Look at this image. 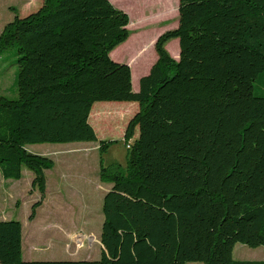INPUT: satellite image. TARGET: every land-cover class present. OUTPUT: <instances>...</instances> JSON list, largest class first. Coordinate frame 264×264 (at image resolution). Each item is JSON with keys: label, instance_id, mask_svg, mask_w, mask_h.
Segmentation results:
<instances>
[{"label": "trees", "instance_id": "trees-1", "mask_svg": "<svg viewBox=\"0 0 264 264\" xmlns=\"http://www.w3.org/2000/svg\"><path fill=\"white\" fill-rule=\"evenodd\" d=\"M178 27L155 42L157 60L133 90L110 53L130 34L110 0H43L0 33L19 55L18 98L0 96V174L33 172V220L47 192L40 143L97 142V102H137L124 139L126 172L100 162L103 246L98 260H24L23 224L0 220V264H264L234 260L238 243L264 247V0H179ZM179 41V58L166 49ZM137 134V136H136Z\"/></svg>", "mask_w": 264, "mask_h": 264}, {"label": "rangeland", "instance_id": "rangeland-1", "mask_svg": "<svg viewBox=\"0 0 264 264\" xmlns=\"http://www.w3.org/2000/svg\"><path fill=\"white\" fill-rule=\"evenodd\" d=\"M110 1L131 18L127 26L130 31L128 39L111 51L110 57L118 63L128 64L131 61L136 75L143 65L148 66L154 56L157 57V38L178 27L179 0ZM42 3L43 0H0V33L16 15L26 16ZM166 49L174 59L179 58L178 39L170 40ZM18 59L16 48L0 56V96L18 98ZM254 86L255 94L264 96V75ZM138 109L137 102L94 104L90 123L100 140L113 141L101 155L97 142L27 145L29 152L54 161V167L45 171L48 190L33 220L29 219L31 207L41 198L40 192L32 189L33 172L24 169L20 180H5L0 174V220L12 218L22 222L24 260L100 259L103 195L105 188L111 185L103 183V188L99 187L95 176L100 162L106 168L115 167L126 172L128 149L124 135L129 120ZM233 258L264 261V247L252 248L238 243L234 247Z\"/></svg>", "mask_w": 264, "mask_h": 264}, {"label": "crops", "instance_id": "crops-1", "mask_svg": "<svg viewBox=\"0 0 264 264\" xmlns=\"http://www.w3.org/2000/svg\"><path fill=\"white\" fill-rule=\"evenodd\" d=\"M131 19V18H130ZM131 23V22H130ZM179 54V53H178ZM157 60V57L156 56H154V59L152 60V61H150V64L148 65V66H146V64L145 65H143L142 66V68H141V70L140 71H138L137 73H136V75H135V72H134V70H133V66H132V64H131V61H129V63H128V65L131 67V71H132V79H133V83H132V85H133V90L134 91H138L139 90V87H140V79H141V77H143V76H145V75H147L148 73H149V71H150V69H151V67H152V65L155 63V61ZM148 61V60H147ZM136 80V81H135ZM99 168H100V163H99ZM46 173V172H45ZM98 176H99V178H98ZM96 179H98V183H99V187H102L103 188V183H105V184H109V183H106V182H102L101 181V179H100V175H99V171H97V173H96ZM111 185V184H110ZM112 186V185H111ZM110 186V187H111ZM109 187V188H110ZM109 188L107 187V188H105V193H104V195H103V198H104V196H105V194L109 191ZM47 190H48V188H47ZM46 194H47V192H46ZM12 219V218H11ZM2 220H9V219H2ZM24 228V227H23ZM71 229V228H70ZM72 229H75L76 231H80V230H78V229H76V228H72ZM89 235V234H88ZM91 235H93L94 236V234H92L91 233ZM103 248V246H102V244H101V249ZM102 251V250H101Z\"/></svg>", "mask_w": 264, "mask_h": 264}]
</instances>
